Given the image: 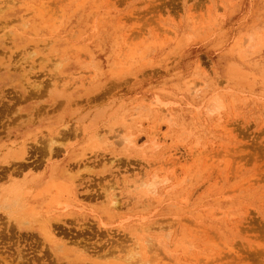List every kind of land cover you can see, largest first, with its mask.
<instances>
[{
  "label": "rangeland",
  "instance_id": "obj_1",
  "mask_svg": "<svg viewBox=\"0 0 264 264\" xmlns=\"http://www.w3.org/2000/svg\"><path fill=\"white\" fill-rule=\"evenodd\" d=\"M10 186L0 264H264V0H0Z\"/></svg>",
  "mask_w": 264,
  "mask_h": 264
},
{
  "label": "bare ground",
  "instance_id": "obj_2",
  "mask_svg": "<svg viewBox=\"0 0 264 264\" xmlns=\"http://www.w3.org/2000/svg\"><path fill=\"white\" fill-rule=\"evenodd\" d=\"M221 108V105H220V103H219V101L217 100V101H214V103L212 104V107L210 108V110H209V112L210 113H213V112H217L219 109ZM141 123H139V125H140ZM159 128H160V126H158L157 125V127H153V128H149V132L147 133V135H146V139H148V140H151L152 142H154V141H159V142H161V141H164V138H165V136L163 135V136H161V134H160V136H159V134H158V132H159ZM124 136V135H123ZM118 137V135L117 136H113L112 138L113 139H116ZM135 140H136V138H134V137H132V136H130V135H128V136H124V137H122V139H121V142L119 141V143H124V144H126V145H130V144H132V145H136V142H135ZM156 143V142H155ZM159 144V143H158ZM164 144V143H163ZM153 148V147H152ZM178 150H175V149H173V150H169L166 154H164V157H162V159H160L159 161H157V162H155L154 164H148L147 165V167L148 168H151L152 166H156V169L154 170L155 172L153 173V174H151V176L147 179V178H145V175H142L141 176V178L140 179H138L136 182H134L133 184H131V185H129V188L130 189H134V190H136V189H139V188H145L147 191H149V192H153V193H157L158 192V190H159V188H157V185H160V183H162L163 182V184H164V181H166L165 180V178L163 179V180H161L160 181V179H159V176L158 175H160L159 174V172L160 171H163V170H165V169H170V168H173L174 167V165H176V164H181V163H179L180 161H183L184 159L182 158V159H180L181 157H176V152H177ZM167 155H169L168 157H166ZM187 155V154H186ZM180 160V161H179ZM177 168V167H176ZM174 169V168H173ZM148 170V169H147ZM146 170V171H147ZM152 170V169H151ZM175 170V169H174ZM140 173V172H139ZM148 173V172H147ZM165 174V173H164ZM148 177V176H147ZM164 176L162 175V178H163ZM121 180V179H120ZM125 181V180H124ZM168 181V180H167ZM138 185V186H137ZM117 187V186H116ZM160 187V186H159ZM12 188H14L13 186H10L8 189H3L2 190V193L0 194V203H1V201H3V198L5 197V196H9V197H11V196H13L12 195V193L13 192H15V191H13V189ZM114 188H113V190L111 191V194H110V197H109V195H108V198H109V203H110V205H111V207L112 206H114V209L116 208H118L119 207V199H118V197H117V194H115L114 193ZM118 191V190H117ZM145 191V190H144ZM146 192V191H145ZM142 194V193H141ZM9 202V201H8ZM6 203V202H5ZM4 203V204H5ZM10 203H11V201H10ZM13 203V202H12ZM1 204H3V203H1ZM14 220H15V218H13ZM13 220V221H14ZM20 222V221H19ZM160 228V229H159ZM159 228H154L155 230V232L157 231H161V227H159ZM150 229H153V227L151 228H149V226H148V228L146 229H144L143 230V234L141 235V237H142V241H140L139 243H137V242H134V245L135 246H133V247H130V250H129V252H128V255H127V259L129 260V264H154V262L155 261H151V260H153V259H151V256L149 257L150 259H145V256H146V254L148 255V254H150L151 255V247H154V245H153V243H154V239L153 238H151V237H149V232L150 231H152V230H150ZM158 229V230H157ZM142 248H144V249H146L147 251H146V254H144V252H142ZM150 252V253H149ZM150 260V261H149Z\"/></svg>",
  "mask_w": 264,
  "mask_h": 264
}]
</instances>
